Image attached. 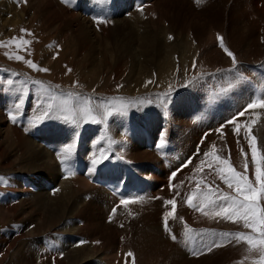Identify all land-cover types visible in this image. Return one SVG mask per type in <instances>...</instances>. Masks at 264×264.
Here are the masks:
<instances>
[{
    "label": "bare ground",
    "instance_id": "bare-ground-1",
    "mask_svg": "<svg viewBox=\"0 0 264 264\" xmlns=\"http://www.w3.org/2000/svg\"><path fill=\"white\" fill-rule=\"evenodd\" d=\"M249 1L252 4V9L255 11L256 15L258 16V20L257 21H254L253 19L251 20L250 15L244 14L245 11H248L251 9V6L249 5L248 1L246 2L243 0H239V2L243 4L241 11L243 13V17H245L242 20L245 22L244 23V33L248 35L247 42L244 45V47L242 48L240 47L241 49L236 44L234 45L233 43H230L231 34L229 35L226 31H223L218 28L216 29L215 24H213L214 26H212V24L208 26L207 20L205 18V20H203V25H204L203 28L204 29H207V27H211V28H209L206 31H203L202 34L199 33L201 34V36L196 32L197 36L199 35L198 37L199 39L198 40L195 39V41L197 42V45H196L197 51L195 52H198L196 54L198 57L197 60L191 61L190 58L188 59L187 55L189 52L187 50L185 51L186 54L183 56L182 62H179V61L177 62V60L173 61L171 60V57L169 56L168 58L164 57V59L161 61L160 46L164 45L165 47V43L163 44L164 41L161 40L163 42H159V39H155L151 42L147 40L148 38L147 39L142 38L144 40H139V41H143L142 43L143 49H144V52L146 53L144 55V53L141 51L142 52L141 57L143 56V58L145 59L144 64H142L139 60H137L138 61L137 62L134 59L132 60V65L130 66V70H126L125 63H128V58H125V57L121 58L123 61H125V63L121 62L122 60L120 59L119 60L115 59L114 61L117 63L116 67L118 68L115 74V78H121L122 75H123V78H125L124 77L125 71L126 72L128 71L130 73L128 75L129 77H126V80H122L123 83L125 84L124 86H118V87L114 86L112 88L110 87L111 88L110 90L103 88L102 92L100 90L99 92L101 93H98V94L101 95L103 93L104 97L106 95L117 94L120 97L121 99L120 101L122 102L123 105H125L124 109L126 111V115H124L123 113H120V111L113 112V114L115 115L122 114L123 117L127 116L125 119H120L121 122L126 124V126L123 127L118 133L117 126L115 125V121H116L115 118L111 116L107 117L108 118L106 121L107 123L103 122L105 124L103 126L104 132H103L102 140H100L98 136V138L95 139L96 143L94 146L93 144L92 145L85 144V142L83 143L80 142L79 144L77 142L78 146H76V151L73 150L71 153L70 152L65 153V157L62 158V159H66V165L58 164L56 160L54 161V158H53L54 154L52 153L49 154V151L46 150L45 152L43 150V149H46L42 145L43 142L38 143L36 145V143L33 142L30 137H27V135L25 136L21 134L22 131L20 130H21L22 122H19V121L13 122L11 120L13 122V125L11 124L10 126L11 131L9 134L10 135L12 134L11 135L12 138L7 136V141H6V142H9L8 147L10 148V152L14 151V154H17L16 159L24 160L28 162L27 166L25 167L22 166L25 169V170H22V172L24 171L23 174L26 176L25 177L26 179L22 181V188L20 189V191H16L15 193L17 195L25 194L24 204L26 203L27 207L29 208L28 209L25 206L28 209V212L26 210L27 215L29 218L33 217V218H30L29 220H26L25 218V220L28 221V224H27V227L25 228V232H23V236L25 238L33 239L32 241L30 239L31 241L30 243L27 240L28 252L26 253V255L24 254L25 255L24 260L26 264H38V263L44 264L46 262H48V264H92V261H94L95 264L96 263L97 264H120L119 262L116 263L117 262L116 259L118 258V256L121 254V251L123 250L126 251L127 253L128 252L133 253V255H136V258L138 260H145L146 264H151V263L154 264V260L156 259L155 261H157L159 256L155 254L156 252L153 253V252L147 251V250H151L152 247L154 248V250H157L159 252L161 251L164 255L166 254V250H163V247H161L162 245H166L170 249H174V250L177 249L179 251L183 249V250H186L188 253H192L194 250H196L197 245L198 247L202 245L201 243H197L195 245H192L191 248H187L188 241L185 239V236L183 235H180V237L182 238H176L178 240V243L176 240L174 241V244H171L165 241L163 239L161 227H160V223L163 225V218L160 219V216L161 214L166 215L168 212L172 210L171 205H167L166 201L169 199L175 198L177 201V205H176V211L174 213V216L176 217L174 218V220H173V217H169V223L172 222L173 220V221L178 222L182 226L183 222L187 221L188 225H192L195 227H202V226L205 227L207 226V224H209L208 222H210L211 220L216 221L215 219H213L214 217H212V219L205 218L204 214H203L204 216H202L201 214L202 212L196 210L195 208L191 209V207L189 206L187 207L188 205L187 199L192 195L193 192H196L198 188L200 189V191H203L206 189L205 187L206 185L207 186H209V184L211 185V183L208 184V181L209 180L211 181L212 176L209 174L210 177H208V173H207V176L205 174L209 170L210 167L209 165L207 166L208 168L207 171H205L206 169L204 168L205 169L204 170L203 167L206 166L207 160L211 159L210 156L205 157L204 154L206 152H212L213 145L215 146V153H220V151L221 153L224 152L226 157H229V160H231L232 166L234 168L240 171H248L247 173H249L252 181L255 182V162L252 160L251 149L248 145V140L246 139V137L248 135L247 130L248 128H250L251 135L256 137L258 153L264 155V108H262V111L260 110V115L258 113V116H255L256 113L254 112V109H247L243 116L238 117L236 115L241 110L245 109V106L249 103L250 100H254V97H257L258 95H260L262 96L261 99H264V91L259 93V91L257 90V86H256V83H257L258 85H261L264 90V73L259 76L256 73L257 66L261 67L260 65H262L264 68V28L259 26L260 22L264 23V7L260 9L257 4L259 2H263L264 4V0H249ZM138 2H141L138 5L141 6L140 8L142 10H144V16L139 17V22L143 20L142 19L143 17H149L148 19L151 20V17H150L151 12L149 11L160 12V10H162V8L159 10L161 0H138ZM209 3H210L209 0H207L206 2L207 9H209L210 7V6L208 7V5H210ZM164 4L163 6H165ZM69 5H71V3ZM60 7L62 8V5ZM67 11L73 12L69 8H67ZM205 11H208V10H205ZM54 12L57 13V11H54ZM193 13L196 14L195 11ZM154 14H157V13L154 12ZM200 14L201 13H199V15ZM71 15L72 14H70V16ZM74 15H72L71 17H74ZM204 15H207V14H204ZM254 15L255 14H253V16ZM155 16L157 17L158 15H155ZM134 17H136V19L138 18L136 15ZM4 18L5 19L3 20L5 24L16 23L14 20L10 22L9 21L10 18H8L7 16H5ZM164 18L165 17L160 18V20L162 21V19ZM79 20L82 21V19H79ZM160 20L159 19L156 20L157 25L160 24L161 22ZM199 20L200 19L196 21L199 22ZM127 21L130 22L129 19ZM68 22L71 23V21H68ZM59 23L61 24L60 21ZM72 23H75V22H73L72 20ZM163 23L164 21L161 22L162 25H164ZM168 23H169V20H168ZM191 24H192V21H191ZM78 25L81 27V25L83 24H78ZM162 25H159V27ZM178 25L179 24H177V26ZM188 25H190V23ZM221 26L223 27V25ZM83 27H81L80 29H82ZM101 27L102 26L100 25L98 27L95 26V28H98V29ZM181 28L182 27H180L179 29ZM91 29L92 28H90L89 26V29L87 30L89 31ZM102 29L103 28H101L100 33L103 34ZM105 29H106V26H105ZM261 30H262V35H263L262 43H260ZM176 31H177V27H176ZM183 31H184V28L182 29V32ZM82 32L83 30L80 31V33ZM229 32L233 33V31H229ZM238 33H239L238 35L239 37L240 32ZM187 34H188V31H187ZM242 34H241L242 37H239L240 39L242 38L244 39L245 37L243 36L245 34L243 35ZM104 35L105 34H103V36ZM161 36H160V39H161ZM168 36H166L167 39H168ZM83 37L84 35H82V40H83ZM152 37L153 35L151 36V38ZM156 37H157V34H156ZM218 37L223 38L225 47L228 48L235 55L236 60H237V63L235 65L232 63L231 57L227 58L224 55L223 52L225 51H223V48L217 47L216 42L217 43L219 42L217 41ZM86 39H87V36L85 40ZM193 40H194V37H193ZM87 43L89 42L87 41ZM175 43L176 42L174 40V44ZM145 44L147 46L151 45L150 47H152V49L146 47ZM168 45H169V42H168ZM188 46L189 45H185V47H188ZM164 47L162 48L164 49ZM178 47H180V44H178ZM125 49H127L125 55H128L129 57H131L134 51H136V49H134L131 46ZM181 49L183 50L184 48L181 47ZM162 57H163V54H162ZM201 61H206L209 69H206V70L202 69ZM104 63H105L104 68L106 69H109L112 66L110 65V62L108 59H106V57H105ZM130 63H131V60H130ZM244 64L247 66H245ZM232 66H237L239 73L236 76H232L233 74H231L230 81H227L225 78H222L221 80L216 79V80L204 81V83H206L208 86H211L212 84L211 81H213L214 85L212 87H207L206 85L202 86V84L204 83L201 84L200 81H199L200 85H198V79L200 77H201L200 79H202L203 76L208 75V74L213 75V77H221V76L214 75L212 73L216 71L219 72V70L222 71V69L228 70L232 68ZM149 67L158 68L159 70L158 72H154V70L150 71ZM178 68H181L180 76L176 75ZM242 75H245L244 78L241 77ZM209 78H212V77H209ZM108 79L110 80V77ZM98 80L99 78L94 72L92 78L90 79V87H88L89 89H86V91H90V88L93 87L95 83L98 82ZM149 81H151V83H149ZM44 82L47 83L46 81ZM47 85H51V87H53L55 90L57 89L64 90V91L67 90V91L74 92V94L81 93V91H76L75 89H67L65 87L59 88L52 82H49ZM226 85L231 86L232 89L231 90L221 89L223 87H226ZM212 89L214 91L212 95H209V92ZM203 90H204V94H202ZM55 94L56 93H54V95ZM65 95H67L66 92H65ZM65 95L63 94V96ZM69 95L72 96V94H69ZM111 97L114 98V96H111ZM207 100L208 101L211 100V101L207 103L206 102ZM66 103H60V97L54 96V100L51 103L52 107L49 108L48 107L49 105H47V102H46L43 108L44 110L46 109L50 110L51 111L50 113H52L51 118L56 120L57 118H63L64 116H71L73 112H75L74 110L76 111L78 110L76 109L77 106L75 107L73 103L70 104V106L67 105ZM79 103L80 101L78 102V104ZM108 103L111 104L112 107H115L116 105H118V101L114 102V101H111L110 99H109V102H107V104ZM198 103H202L204 105L199 106ZM35 104H37V101L35 99L30 100L28 105L23 107V111L20 112L17 118L19 117L20 119V115L22 114L21 117H23V120H24V115L26 116V113L29 112V107L34 108L36 106ZM80 106L83 107L82 104ZM82 107H79V109ZM92 107L93 109L95 108L93 105ZM12 108H13V105L9 106L8 104L7 109H5L6 113L9 114L10 112H12ZM101 108H103L102 110L104 112L103 105H101ZM4 115L3 113L0 114V119L2 121L5 120L6 118ZM100 117L101 115L100 113H98L97 118L99 119ZM235 117L237 118L235 119L234 124H231V123L226 124V122L230 118H235ZM236 125L240 126L241 132L239 134H232L231 129L235 127ZM69 127L72 128L74 131H78L77 137L82 136L80 133H82L83 131H81L77 127L75 128V125H70ZM28 130L30 129H27V131ZM33 132L34 130L31 129L29 131V134L33 135ZM146 134H148V136L150 137L149 143L147 142L149 141V138L146 141ZM43 139L46 140L45 138ZM161 141H163L162 146H161ZM62 145L67 146V143L62 142ZM101 146L103 149L108 150L109 159L98 164L96 168L93 170L90 164V161L93 158L94 153H96V158H99L98 149H100ZM155 148H157V150H155ZM60 149H61V145H58L56 152L58 153L61 152ZM87 150H91V153L89 155L85 154ZM6 155H8V153L6 152L5 149H2V147L0 146V159L4 156L6 157ZM10 157L12 158L13 156L9 154V158ZM72 159L75 160L76 162L73 161L75 163L71 166V169H69L70 170L69 171L68 164L71 163V161L69 160H72ZM189 159H190V163L184 166L185 161H188ZM201 161H205V163L201 164ZM5 165L7 166V168H10L9 162H7ZM245 165H247L246 169H245ZM198 166H200V170H198ZM66 167H67V171H65ZM37 172L43 175L45 174L44 178L49 179L50 182L48 183L43 182L42 183L43 186H42L39 183L40 181H38L37 177L35 176L37 175ZM63 177H66L67 180H64L65 178L63 179ZM15 179L16 177L14 178V180ZM53 182H56L57 184L56 187L51 185ZM203 182H206V183L204 184ZM35 185H36V188H38V190L41 189L42 192L36 191L35 195H33L32 198H29V195L31 194L29 193L30 188ZM121 185H122V188L120 190ZM14 187L13 188L11 187L12 191H15ZM17 198L14 195V196L9 197L8 200L2 199L0 209L5 210L7 206L8 208L10 207V209L6 210L5 212L7 211L10 212V210H14L15 212V209H17L16 208L17 206H11L10 204L16 201ZM124 199H130V200L134 199L136 202L130 203L129 205L124 206L121 203V201ZM198 200H199V196H197V199L194 200L193 203L194 204L198 203ZM261 203H262V206H264V201H262ZM20 209H21V206H20ZM114 209H115L114 215L117 216V218L120 219L121 221L123 220L122 215H126L128 213H133V212L136 213L138 217L140 218H143V217L147 218L148 219L147 230L149 231H147L145 234L144 232H141L135 228H131L132 231H130L129 230L130 226L128 225H125V227L123 226V228L125 229H123L122 232L126 230L124 232L127 233V239H125L126 237L123 239L124 244L122 245V243L120 242L122 241L120 240V237H121L120 230L118 231L117 228H111L109 226H106L103 223L104 218L106 220L107 215L109 213L113 214L112 212ZM128 210H130V212H128ZM35 212H36V215H35ZM18 213H21V212H18ZM19 216L21 217V215ZM182 218H184V220ZM77 219H80V223H79L80 225L76 227L72 224L73 222L71 223L66 222L69 220L75 221ZM240 227L242 228L244 233L250 234L248 232V231H251L250 228H244L243 224ZM56 230L61 231L62 233L63 232L75 233L79 236L85 237L86 240L90 239V242L87 246L86 245L84 246V244L83 246H80V244L78 246V244L76 245L75 243H73L70 245H75L74 248L70 249L71 246L65 248L64 245L60 241L56 242V240L49 237V234H51L52 232L56 234L57 233ZM180 231L183 232L184 230L180 229ZM12 233L13 232L11 231L10 235H12ZM17 233L18 231H16V234ZM132 234H134V237H135V239L132 238V240L133 239L138 240V243L142 241L143 242L142 244L146 243V246H147L146 251H142L143 248L140 250L139 247H137V245L135 246L137 248L133 247L134 244L133 245L131 244ZM54 237L56 238V235H54ZM43 239H46L47 243L51 244L52 250H50L49 246H47V250L45 249V247L42 244ZM140 243H139V246L141 245ZM7 245L8 246L12 245V242L7 241ZM175 245L177 246V248ZM104 248L105 250L107 249L109 250L105 251ZM122 248L123 250H121ZM201 251H202V248H200L199 252ZM192 255L196 256L194 254ZM130 258L133 259V262H134L133 264H135V262L136 264L139 263L135 260L134 256H131ZM172 260L178 261L172 264H198L201 261V260H196V259H191L189 261L188 257L184 255H180L177 257L174 255V257H172ZM121 262L124 263V261H121Z\"/></svg>",
    "mask_w": 264,
    "mask_h": 264
},
{
    "label": "rangeland",
    "instance_id": "rangeland-1",
    "mask_svg": "<svg viewBox=\"0 0 264 264\" xmlns=\"http://www.w3.org/2000/svg\"><path fill=\"white\" fill-rule=\"evenodd\" d=\"M47 1H48V3H47ZM243 1H246V2L248 1L249 5L251 6V9H252V4L250 3L249 0H243ZM206 2H207V0H199V2H197V0H177V1L176 0L175 1L174 0H166V1L161 0L162 5L160 4L159 10L161 8H162V10H160V12L149 11L151 13L153 12L152 14L150 13L151 20L148 19L149 17H143L142 18L143 20L139 22V17L144 16V10H142L140 8L141 6L138 5L139 3H141V2H138V0H68L67 3L62 2V0H51V1H49V0H27L26 4H18L17 0H0V114L3 113V115L5 114L4 116L6 117L5 120H3V121L0 119L1 120L0 121V146L2 147V149H5L6 152L8 153V155H6V157L4 156L0 159V178H2V180H0V208H1V200L2 199L8 200L9 197L14 196V195L16 198L18 197L16 201H14V202H12V204H10L11 206H17L16 207L17 209H15V212H14V210H10V212L9 211L5 212L6 210L10 209V207L8 208L7 206H6L5 210L0 209V221H1L0 222V264H21V263L26 264V262L24 260V256L28 252L27 240L29 243L33 240L31 238H25L23 236V232H25V228L27 227V224H28V221H26V220L33 218V217L29 218L27 215L29 208L27 207L26 203L24 204L25 194H20V195L15 194L16 191H20V189L22 188V181L24 179H26L25 178L26 176L23 174L24 171L22 172V170H25V169L22 166H24V167L27 166L28 162L24 161V160L16 159L17 154H14V151L10 152V148L8 147L9 142H6L7 136L12 138V136H11L12 134L10 135L9 133L11 131L10 126H11V124L13 125V122L9 118V114H7L5 111V109H7V107H8V104H9V106L10 105L14 106L15 104H18L21 99H23L24 103L21 105V107L18 110L14 109V107L12 108V113L17 114V116H18L20 114V112L23 111V107L28 105L30 100L35 99L37 101V104H35L36 106L34 108L29 107V112L26 113V116L24 115V120H23V117H21L22 114L20 115V119H19V117L17 118V121L22 122L21 130H20V131H22L21 134H23L25 136L27 135V137H30L32 139V141L36 143V145L38 143L43 142L42 145L46 148L43 150L45 152H46V150L49 151V154L50 153L54 154L53 155L54 161L56 160L58 164H61V159L65 157V152H64L65 147L71 146L70 151H69L71 153L73 150L76 151V146H78V144L80 142L81 143L85 142V144H90V145L93 144V146H94L96 143L95 139L98 138V136H99V139L102 140L103 132H104L103 126L105 123H107L106 122L108 119L107 117L111 116V117L115 118V120H116L115 125L117 126L118 133L120 132V130L123 127L126 126V124L121 122L120 119H125L127 116L123 117L122 114L115 115V114H113V112L111 115H106V112L111 111L113 108L111 106V104H109V103L107 104V102H109V99L111 101H114V102L118 101V105H119V104H122V102L120 101L121 100L120 97L117 94L106 95L104 97L103 93L101 95L98 93H101L103 88L110 90L114 86L118 87V86H124L125 85L122 80H126V77H129L128 75L130 73L128 71H127L128 72L127 73L124 69V71H125L124 77L125 78H123V75L121 78H115V74H116L117 69H118L116 67L117 63L114 61L115 59L122 60L121 58H124V57L128 58V63H125V61H123V60L121 61V62L125 63L126 70H130V66L132 65V60H134V59L136 61L139 60L142 64H144L145 59L143 58V56L141 57V53L143 52L144 55L146 53L144 52V49H143V44H142L143 41H139V40H144L142 38H145V39L148 38L147 40L151 41V42L155 39H159V42L164 41L163 44L165 43V47H164V45L160 46L161 61L164 59V57L168 58V56H169V57H171V60H173V61L177 60V62L178 61L182 62L183 56L186 54L185 51H187V50L189 52V53L187 52L188 53V55H187L188 59L190 58L191 61L197 60L198 57L196 54L198 52H195V51H197V49H196L197 42L195 41V39L198 40L199 35L201 36L203 31H206L209 28H211V27H207V29L203 28L204 27L203 20H205V18H206L208 26L210 24H212V26H214L213 24H215L216 29L217 28L221 29L223 31H226L229 35L230 34H231V36L233 35L232 37L230 36V43H233L234 45L236 44L239 48L244 47V45L247 42L248 35H246L244 33V23L245 22L242 21L243 18H245V17H243V13L241 11L243 4L240 3L239 0H231V1L230 0H222V1L221 0H209L210 5H208V7L209 6L210 7H209V9H207L206 8ZM57 3H58V5H57ZM70 3L72 6L69 5ZM51 4H52V6H51ZM163 4L165 6H163ZM166 4H168V5H166ZM229 4H230V6H229ZM257 4H258V7L260 9H262L264 7L263 2H259ZM61 5H62V8L60 7ZM67 8L71 9V11H73V12L67 11ZM63 10H65L66 12ZM205 10H208V11H205ZM250 10L245 11L244 14L250 15L251 20L253 19L254 21H257L258 16L256 15L255 11L253 9L251 11ZM54 11H57V13ZM194 11L196 12V14L193 13ZM154 12L157 14H154ZM204 12H206V13H204ZM74 13H75V15H74ZM192 13H193V15H192ZM199 13H201V14L199 15ZM70 14L74 15V17H71L72 15L70 16ZM77 14H79V15H77ZM202 14L203 15L207 14V15L203 16ZM253 14H255L256 16L255 15L253 16ZM12 15H13V17H12ZM135 15L138 17L137 19H136V17H134ZM155 15H158L159 17L158 16L156 17ZM178 15H179V17H178ZM5 16L10 18V20H9L10 22H12L14 20L16 23L5 24V22L3 20V19H5L4 18ZM53 16H54V18H53ZM79 16H81V17H79ZM153 17H155V18H153ZM163 17H165V18L162 19V21H161L160 18H163ZM203 17H204V19H203ZM167 18L169 20V23H168ZM185 18H187V19H185ZM79 19H82V21ZM98 19H104L106 22L103 24L97 23ZM128 19L130 22L127 21ZM130 19L131 20L133 19L132 20L133 22ZM134 19H136V20H134ZM157 19H159L161 22L164 21V23H163L164 25H162L161 22H160V24L157 25L156 24ZM198 19H200L199 20L200 23L198 21H196ZM72 20L75 23H72ZM225 20L226 21L228 20L227 21L228 24L226 23ZM59 21L61 22V24L59 23ZM68 21H71V23ZM191 21H192V24H191ZM79 22H81V23H79ZM127 22H128V24H127ZM180 22H181V24H180ZM111 23H112V25H111ZM189 23H190V25H188ZM198 23H199V25H198ZM78 24H83V25H81V27L84 26L85 28L83 27L82 29H80L81 27ZM98 24L100 26H102L101 28L104 29V30L102 29L103 34H105L104 36L102 33H100L101 28H99V29L95 28V26H97V27L99 26ZM177 24H179V25L177 26ZM220 24L223 25V27ZM76 25H77V27H76ZM145 25H147V26H145ZM159 25H162L163 27L160 26L161 27L160 28ZM218 25H220V26H218ZM89 26L92 29L88 31L87 29H89ZM105 26H106V29H105ZM107 26H109V27H107ZM141 26H143V27H141ZM179 26L182 28L179 29L180 28ZM259 26L264 28V23L260 22ZM86 27H87V29H86ZM176 27H177V31H176ZM183 28H184V31L182 32ZM161 29H162V31H161ZM191 29H192V31H191ZM225 29H227V30H225ZM81 30H83V32H82L83 34L80 33ZM156 30L159 32H157ZM170 31H172V32H170ZM187 31H188L189 35L187 34ZM229 31H233V33L229 32ZM178 32H180V33H178ZM196 32L198 34L199 33H201V34H199L197 36ZM238 32H240L239 37H242L241 36L242 32H243V34H245V35L242 34L243 36H245L244 39L243 38L240 39L238 37V35H239ZM149 33H151V34H149ZM162 33H164V34H162ZM172 33L173 34L175 33L174 34L175 36ZM156 34H157V37H156ZM161 34H162V36H161ZM82 35H84L83 40H82ZM152 35L154 37V38L152 37L153 39L151 38ZM168 35L169 36L171 35V36L169 37ZM86 36H87V39L85 40ZM160 36H161V39H160ZM166 36H168V39ZM62 37H63V39H62ZM193 37H194V40H193ZM231 38H232V40H231ZM131 39H133V40H131ZM137 39H138V41H137ZM25 40L29 41L30 43L24 44L23 41H25ZM161 40H163V41H161ZM174 40L176 42L175 44H174ZM87 41L89 43H87ZM217 41H219V39H217ZM139 42L142 45H140ZM168 42H169V45H168ZM262 42H263V35H262V30H261L260 43H262ZM178 44H180V47H178ZM184 44L189 45L190 47L189 46L185 47ZM219 44H220V41L218 43L216 42V45L218 48H220ZM130 46L133 47L134 49H136V51H134V53L131 55V57H129L128 55H125V53L127 51V49H125V48H128ZM150 46L151 45H148V46L146 45V47L152 49V47H150ZM152 46H154V45H152ZM171 46H172V48H171ZM175 46H176V48H175ZM192 46H193V48H192ZM162 47H164V49ZM181 47H183L184 49L182 50ZM173 49L174 50L176 49V50L174 51ZM223 51H224V49H223ZM47 52H48V54H47ZM168 53H170V54H168ZM193 53H194V55H193ZM223 53L227 58L229 57L226 54V52H223ZM162 54H163V57H162ZM17 55L23 57V60H19V61L16 60L15 57ZM191 56L193 59L191 58ZM105 57H106V59L109 60L110 65H112L109 69L104 68L105 67L104 66L105 65V63H104ZM130 60H131V63H130ZM24 61H31L32 63L36 64L38 66V68L48 69V71L43 72V71L35 70V69L29 67V65L26 64ZM101 64L103 65V67ZM113 64H114V66H113ZM99 66H101V67H99ZM245 66H247V65H245ZM260 66H261L263 73H264L263 66L262 65H260ZM201 68L204 70L209 69L206 61H201ZM68 69H71V71L69 72ZM149 70L150 71L154 70V72H158L159 69L149 67ZM180 70H181V68H178L177 74H176L177 76L181 75ZM99 71H100V73H99ZM223 71H224V73H223ZM94 72L98 76L99 80L97 83H95V85L93 87L90 88V91H86V89H89L88 87H90V79L92 78ZM22 73H24V74H22ZM238 73L239 72H238L237 66H232V68H230L228 70L222 69V71L219 70V72L216 71V72L212 73L214 75L221 76V77H213V75H210V74L203 76L202 79H200L201 78L200 77L198 79V85H200V82L202 84V83H204V81H210V80H216V79L221 80L222 78H225L227 81H230L231 80V74H233L232 76H236ZM257 75L259 76V74H257ZM244 76L245 75H242L241 77L244 78ZM109 77H110V80L108 79ZM209 77H212V78H209ZM207 78H208V80H207ZM8 80L13 81V83L11 85H9L7 83ZM42 80H43V82H42ZM44 81H46L47 83H45ZM37 82H39V83H37ZM49 82L54 83L59 88L65 87L67 89H75L76 91H81V93L84 95H82L81 93H75L74 94V92L67 91V90H65V91L64 90H58V89L55 90L53 87H51V85H47ZM211 83H212L211 86H208L206 83L202 84V86L206 85L207 87H212L214 85V82L211 81ZM256 85L260 86L257 83H256ZM251 86H252V84H251ZM221 89L231 90L232 87L229 85H226V87H223ZM100 90H101V92H99ZM257 90L259 91V93L264 91L262 86L257 87ZM213 91H214L213 89L210 90L209 95H212ZM65 92L67 93V95H65ZM54 93H56V94L54 95ZM63 94L65 96H63ZM69 94H72V96H70ZM202 94H204V90H203ZM54 96L60 97V103H66V101H67L66 104L69 106H70V104L73 103L75 107L77 106L76 109H78L77 110L78 112L81 109V108L79 109V107H82L80 105L82 104L84 106L85 102H87L88 107H90L93 110V114L94 115L96 114V116H97L98 113H100L101 117L99 119L97 118L96 120L83 121L78 126L75 125V128L77 127L78 129L83 131L82 133H80L82 136L77 137L78 131H74L72 128L69 127L70 125H73L72 123L65 121L63 118H57L56 120H54L53 118L43 117L42 113L45 111L43 106L46 104V102H47V105H52L51 103L54 100ZM111 96H114V98ZM261 97L262 96H260V98ZM255 98L256 97H254V99ZM76 100L78 102L80 101V103L78 104V102ZM214 100H216V99H214ZM209 101H211V100H209ZM209 101L207 100L206 102L208 103ZM92 105L95 107L94 109H93ZM98 105H100V106H98ZM101 105L104 106V112L102 110L103 108H101ZM198 105L203 106L204 104L198 103ZM258 108L259 107L254 109V112L256 113L255 116H258V113L260 115V110L262 111V108H259V110H258ZM48 111L51 112L50 110H48ZM74 111L77 112L76 110H74ZM101 112H102V114H101ZM120 113H123L124 115H126L125 109L120 111ZM236 118L237 117H235V119ZM101 120H102V122H101ZM103 122H105V123H103ZM31 124H32V126H31ZM28 125L30 128L28 127ZM34 126H35V128H34ZM27 129H30V130L33 129L34 130L33 135H30L29 134L30 130L27 131ZM231 131H232V134H237V132L235 131V127H233L231 129ZM240 132H241V128H240L239 133ZM5 134H7V135H5ZM43 138H45L46 140H44ZM148 138H149V141H147ZM146 141L148 143L150 142V137L148 136V134H146ZM62 142H66L67 146L62 145ZM77 142H78V144H77ZM58 145H61L60 151L62 153L56 152ZM157 148H155V150H157ZM90 153H91V150H87L85 152L86 155H89ZM9 154L13 157L9 158ZM215 154L217 156L221 157V159L227 158L228 162L232 165L231 160H229V157H226L224 152L221 153V151H220V153H215ZM69 161H71V163L68 164L69 165L68 170L71 169V166L76 162L73 159L69 160ZM73 161H75V162H73ZM7 162H9L10 168H7V166L5 165ZM214 164H215V162H213V165ZM12 166H13V168H12ZM207 166H208V163H206V166L203 167V169L204 168L206 169V170L204 169L205 171H207V169H208ZM16 167H17V169H16ZM241 167H243V166H241ZM234 169L238 172L245 173L246 175L249 176V180L251 182L255 183L254 181H252L249 173H247L248 171H240L236 168H234ZM198 170H200V166H198ZM204 170H203V172H204ZM207 173H208V177H210L209 174L212 176L211 181L207 180L208 184L211 183V185L209 184L210 187L215 189L216 186H219V188L222 189L225 193L235 195L234 190L228 189L227 186L223 183V181L221 179H219V175L217 174L218 169H216L214 166L210 167L209 170L205 173L206 176H207ZM35 176L37 177L38 181H40L39 183L41 185L43 182L44 183L50 182L49 179L44 178L45 174L43 175V174L37 172V175H35ZM15 177H16V179L14 180ZM61 179H62V177H61ZM63 179L67 180L66 177H63ZM203 183L205 184L206 182H203ZM51 185L56 187L57 184H56V182H53ZM11 187L12 188L14 187L15 191H12ZM257 187H258V185H257ZM36 191L42 192L41 189L38 190V188H36V185L31 187L30 192H29L31 194L29 195V198H32L33 195H35ZM203 191H207V188ZM20 206H21V209H20ZM187 207H188V205H187ZM191 209H194V208L191 207ZM21 210H23L24 212ZM26 210H27V212H26ZM117 210H119V209H117ZM18 212H21L22 214L18 213ZM128 212H130V210H128ZM201 214H202V216H204L203 213H201ZM19 215H21V217ZM35 215H36V212H35ZM114 216H115L114 214L109 213L107 215V219L105 220V218H104L103 223L106 226H109L111 228H117L118 231L120 230V232H121L120 236L121 237L120 236L119 237H120V240H122V241H120L122 243V245L124 244L123 239L125 237H126L125 239H127V233L124 232L126 230H124L122 232V230L125 229V228H123V226L125 227V225H128V226H130V229H129L130 231H132L131 228H135L141 232H144L145 234L147 231H149V230H147L148 219L144 218V217L140 218L134 212L128 213L126 215H122V217H123L122 221L120 219H118L117 216H115V217ZM164 216H165L164 214H161L160 219H162ZM27 217H28V219H27ZM175 217L176 216L173 217V220ZM204 217L212 219V217H214V214L211 213V214H209V216L205 215ZM20 218H22L24 221ZM25 218H26V220H25ZM126 218H127V220H126ZM182 219L184 220V218H182ZM213 219H215L216 221L211 220L210 222H208L209 224H207V226H205V227L204 226L195 227L192 225H188L187 221L183 222V225L181 226L178 222L172 220V222L169 223L170 231H168V232L165 231L164 226L160 223L163 239L165 241H167L168 243H171V244H174L175 240L178 243L177 239L173 240L171 238L172 234H174L176 236V238H182V237H180V235L185 236V233H186L188 228L193 229L194 231L191 234V236H192L191 240H188L185 236V239L188 241V244H187L188 247L187 248H191L192 245H195L197 243H201L202 245L200 244L201 245L200 247H198V245H197V249L194 250L192 253H188L186 250H183V249H181V251H179L177 249H175V250L170 249L166 245L161 246V247H163V250H166V254H164V255L161 251H160L161 252L160 253L159 251L154 250L153 247L151 250H147L146 243L142 244L143 242L140 241L141 243L140 242L139 243L141 245L139 246L138 240H134L135 239L134 234L131 235V240H132V238H134V239L132 241L131 240L130 241H131L132 245L134 244L133 247H135L137 245V247H139L140 250L143 248L142 251L147 250V251L153 252V253L156 252L155 254L158 255L159 257H158L157 261H155L156 259L154 260V264H172V263L178 262L177 260H172V257H174V255L176 257L180 256V255H184V256L188 257L189 261L191 259L201 260L198 264H264V253H262L260 251L258 246L253 247V246H250L249 244H247L245 241L237 242L234 239L231 242H229L228 234H234L236 232H244L242 230V228L240 227L243 224L242 221L239 223H233L230 220H225V219H222L220 217H214ZM18 221H20V222H18ZM66 222L67 223L73 222L72 224L75 227L80 225L79 224L80 219H77L75 221L69 220ZM176 228H177V230H176ZM180 229H183L184 231L181 232ZM11 231L13 232L12 235H10ZM16 231H18V233H17L18 235L16 234ZM248 232L250 234H252L251 231H248ZM53 233L54 232L49 234V237L56 240V242L60 241L64 245L65 248L70 247V246H71L70 249L74 248L75 245H70L73 243H75L76 245L78 244V246H79V244H80V246H83V244H84V246L85 245L87 246L90 242V239L86 240L85 237L79 236L75 233H69V232H66V233L63 232L62 233L61 231H57L56 234L55 233L53 234ZM54 235H56V238L54 237ZM15 236H16V238H15ZM19 236H20V238H19ZM10 237H12V238H10ZM30 239H31V241H30ZM7 241L12 242V245L8 246ZM216 243H220L221 246L216 247L215 246ZM42 244L46 250H47V246H49L50 250H52L51 244L50 243L48 244L46 239H43ZM137 247H135V248H137ZM209 247H211V249H212L211 251H208ZM176 248H177V246H176ZM200 248H202L201 252H199ZM104 250H105V248H104ZM107 250H109V249H107ZM107 250H105V251H107ZM121 250H123V248ZM173 251H175V252H173ZM16 252H17V254H16ZM194 252H196V254H195L196 256L192 255ZM125 255H127V252L124 250L121 251V254L116 259L117 260L116 263L119 262L121 264L122 263L121 261H124V263H122V264H131V263L133 264L134 263L133 259H131L129 256H125ZM133 256L135 257V260L137 262H139L137 264H146L145 260H138L136 258V255H133ZM161 258H162V260H161ZM47 261H49V260H47ZM44 264H48V262H46ZM92 264H95V262L92 261ZM135 264H136V262H135ZM151 264H153V263H151Z\"/></svg>",
    "mask_w": 264,
    "mask_h": 264
},
{
    "label": "snow or ice",
    "instance_id": "snow-or-ice-1",
    "mask_svg": "<svg viewBox=\"0 0 264 264\" xmlns=\"http://www.w3.org/2000/svg\"><path fill=\"white\" fill-rule=\"evenodd\" d=\"M62 2L67 3L68 0H62ZM199 2V0H197ZM18 4H26L27 0H17ZM106 21L104 19H98L97 23L103 24ZM220 44L219 46L224 49L226 54L231 57L232 63L235 65L237 63L235 55L225 47L224 41L222 37H218ZM24 44H29L30 42L25 40ZM16 60H23V57L17 55L15 57ZM29 67L38 70L47 72L48 69L38 68V66L31 61H24ZM70 72L71 69H68ZM7 83L11 85L13 81L8 80ZM39 83V82H37ZM151 83V81H149ZM24 103L23 99L20 100L18 104H15L14 109L18 110L21 105ZM49 108L52 106L49 105ZM125 105L119 104L112 108L111 111H107L106 115H111L112 112L122 111ZM264 108V99H261L258 95L254 100H250L249 103L245 106V109L241 110L237 113V116H243L247 109H255V108ZM43 117L51 118L52 113H50L47 109L42 113ZM9 118L13 121H17V115L12 112L9 113ZM63 119L67 122L72 123L73 125L78 126L80 123L86 120H96L97 116L93 114V110L88 107L87 102L85 105L79 110V112H73L71 116H64ZM227 123L234 124L235 118H230ZM235 131L239 134L240 126H235ZM248 135L246 139L248 140V145L251 149V157L255 162V183L249 180V176L243 172L236 171L232 165L228 162V159H221V157L215 154V146L213 145L212 152H206L205 157H211V159L207 160L209 167H215L218 169L219 179L223 181V183L227 186L228 189L234 190L235 195H231L229 193H225L219 186H216L213 189L210 186H205L207 191H200L198 188L196 192H193L192 195L187 199V204L189 207H193L196 210L202 212L204 215H209V213H213L214 217H220L225 220H230L233 223L243 222L244 228H250L252 234H246L244 232H236L234 234H228L229 242L233 239L237 242L245 241L250 246L256 247L258 246L260 251L264 253V206H262V201H264V155L258 153L257 151V141L256 137L251 135V129L248 128ZM207 135V134H206ZM163 145V141H161V146ZM71 146H67L64 149L65 153L70 151ZM99 158H96V153L93 154V158L90 161L92 169L94 170L96 166L103 161L109 159L108 150L103 149L102 147L98 149ZM191 159V158H190ZM190 159L185 161L186 166L190 163ZM213 162L215 164L213 165ZM205 161H201V164H204ZM61 164L66 165V159H61ZM247 165H245V169ZM67 171V167H66ZM2 180V178H0ZM258 185V187H257ZM199 196L198 203L194 204L193 201L197 199ZM136 201L130 199H124L121 203L124 206L129 205L130 203H135ZM167 205H171V211L168 212L163 217V226L166 232L170 231L169 229V217H174V213L176 211L177 201L175 198L169 199L166 201ZM115 214V210L113 211ZM34 227V226H33ZM193 230L188 228L185 236L188 240L192 239ZM173 240L176 239L174 234L171 235ZM216 247L221 246L220 243L215 244ZM211 247L208 248V251H211ZM196 254L195 252L193 253ZM127 256H133V253L128 252Z\"/></svg>",
    "mask_w": 264,
    "mask_h": 264
}]
</instances>
